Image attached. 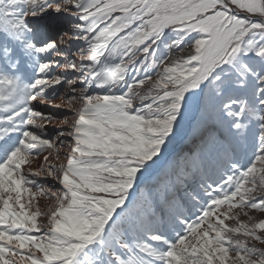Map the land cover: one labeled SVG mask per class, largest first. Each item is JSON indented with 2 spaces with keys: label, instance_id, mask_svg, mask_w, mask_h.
I'll use <instances>...</instances> for the list:
<instances>
[{
  "label": "snow or ice",
  "instance_id": "6c2138e0",
  "mask_svg": "<svg viewBox=\"0 0 264 264\" xmlns=\"http://www.w3.org/2000/svg\"><path fill=\"white\" fill-rule=\"evenodd\" d=\"M0 264H264V0H0Z\"/></svg>",
  "mask_w": 264,
  "mask_h": 264
},
{
  "label": "rangeland",
  "instance_id": "374dc122",
  "mask_svg": "<svg viewBox=\"0 0 264 264\" xmlns=\"http://www.w3.org/2000/svg\"><path fill=\"white\" fill-rule=\"evenodd\" d=\"M186 138L178 139L174 144L171 146L170 152L172 156L178 155L181 151H186Z\"/></svg>",
  "mask_w": 264,
  "mask_h": 264
},
{
  "label": "bare ground",
  "instance_id": "6f19581e",
  "mask_svg": "<svg viewBox=\"0 0 264 264\" xmlns=\"http://www.w3.org/2000/svg\"><path fill=\"white\" fill-rule=\"evenodd\" d=\"M57 103H59L60 101L59 100H57L56 101ZM42 110L43 111H52L51 109H47V108H43L42 107ZM56 115H63V113H59V112H57V113H55ZM54 129H52V128H49V133L50 134H53L54 133ZM38 164H39V161H37V164L36 165H34V166H38ZM49 203H51V201H49L48 199H46V198H42L41 199V207L43 208V207H45L47 204H49Z\"/></svg>",
  "mask_w": 264,
  "mask_h": 264
}]
</instances>
